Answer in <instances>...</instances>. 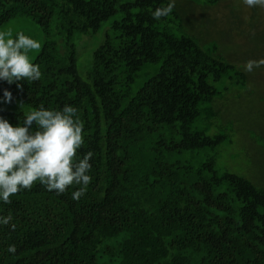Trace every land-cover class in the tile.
I'll use <instances>...</instances> for the list:
<instances>
[{"label":"trees","instance_id":"16d2710c","mask_svg":"<svg viewBox=\"0 0 264 264\" xmlns=\"http://www.w3.org/2000/svg\"><path fill=\"white\" fill-rule=\"evenodd\" d=\"M219 1L175 0L158 21L170 0H0V26L23 16L44 34L32 62L41 79L22 90L0 81V101L13 95L0 116L16 127L41 105L73 106L84 123L78 157L94 153L79 201V186L57 195L39 182L0 201L16 225H0V264H264V138L246 130L242 149L263 158L262 171L220 172L217 162L236 142L226 95L250 76L186 27ZM117 15L84 79L76 36Z\"/></svg>","mask_w":264,"mask_h":264},{"label":"clouds","instance_id":"9594fccd","mask_svg":"<svg viewBox=\"0 0 264 264\" xmlns=\"http://www.w3.org/2000/svg\"><path fill=\"white\" fill-rule=\"evenodd\" d=\"M243 3L248 8H264V0H243ZM174 7L175 0H170L166 7L152 13L153 19L159 21L168 17ZM12 37L11 30L0 31V81L9 85L15 83L22 90L21 82L30 84L42 77L40 66L29 59V53L40 50L41 44L23 32ZM262 66L264 59L249 60L245 71L251 73ZM3 96L0 102L12 103L10 91L5 90ZM23 106L20 105L22 109ZM83 130L78 109L69 105L62 110H48L41 105L39 109L24 113L23 124L16 127L0 116V201L10 204L12 196L30 191L37 182L57 195L79 186L72 192V199L79 201L91 183L90 161L94 156L89 151L83 158L78 157L84 144ZM12 219L11 214L0 216V225L11 224L15 231ZM7 250L14 254L16 247L10 245Z\"/></svg>","mask_w":264,"mask_h":264},{"label":"rangeland","instance_id":"374dc122","mask_svg":"<svg viewBox=\"0 0 264 264\" xmlns=\"http://www.w3.org/2000/svg\"><path fill=\"white\" fill-rule=\"evenodd\" d=\"M176 2L185 4V0H176ZM197 11L196 17L191 22L188 19L186 27L191 30L193 36L201 39L203 46L209 47L214 42L217 43L221 52L227 56L226 60L244 71L247 61L264 59V8H248L243 0H221L216 5ZM119 18L120 15L112 17L95 34L76 36L77 66L84 79L87 78L90 70L93 52L111 33L112 21ZM8 30L12 31V38H16L18 33L23 32L26 36L40 42V50L29 53L30 62H33L44 43L41 27L33 20L21 16L0 26V31ZM145 70L147 75L142 80L153 75L157 67L150 65ZM249 76L247 85L233 84L226 95L229 103L226 117L234 126L236 142L234 146L224 147V150L218 154L217 162L220 172L228 169L241 174L243 171V176H246L251 170L252 172L263 170V167L257 163L263 159L260 155L253 156L254 151L252 154L249 152L242 154V149L246 147L248 138L251 136L246 133V130L254 131L253 134H259L264 138V66L254 69ZM215 85L218 89H222L225 83ZM207 153H204L203 159L206 158ZM244 163L247 164L244 165Z\"/></svg>","mask_w":264,"mask_h":264}]
</instances>
